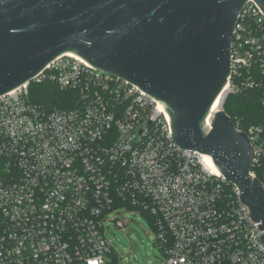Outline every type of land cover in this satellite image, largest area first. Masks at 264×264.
<instances>
[{
  "label": "built area",
  "instance_id": "1",
  "mask_svg": "<svg viewBox=\"0 0 264 264\" xmlns=\"http://www.w3.org/2000/svg\"><path fill=\"white\" fill-rule=\"evenodd\" d=\"M45 80L77 89L81 103L32 104L30 83ZM239 84L264 94V13L252 0L235 26L228 95ZM244 133L264 189L263 131ZM202 158L176 145L163 106L138 87L57 57L0 96V264H105L106 218L125 207L154 218L164 264H264L258 223ZM223 182L236 200L221 197Z\"/></svg>",
  "mask_w": 264,
  "mask_h": 264
},
{
  "label": "water",
  "instance_id": "2",
  "mask_svg": "<svg viewBox=\"0 0 264 264\" xmlns=\"http://www.w3.org/2000/svg\"><path fill=\"white\" fill-rule=\"evenodd\" d=\"M249 0H0V96L71 53L159 102L172 139L209 155L239 191L264 246V189L248 136L221 108L231 46ZM264 13V0H252Z\"/></svg>",
  "mask_w": 264,
  "mask_h": 264
},
{
  "label": "trees",
  "instance_id": "3",
  "mask_svg": "<svg viewBox=\"0 0 264 264\" xmlns=\"http://www.w3.org/2000/svg\"><path fill=\"white\" fill-rule=\"evenodd\" d=\"M238 90L229 94L223 105V111L233 121L235 126L246 132L250 127H260L263 131L262 140L264 141V94L261 86L246 87L239 84ZM29 101L32 104L44 109L46 112L67 111L78 107L82 96L77 89L60 90L49 80L40 83L33 82L29 85ZM257 178H260L257 175ZM222 198L236 200L233 193V186L227 183L222 184ZM144 215L155 229L156 236L158 229L154 223V218L150 217L147 211L136 210ZM155 242L163 254L160 244L155 237ZM108 257V258H107ZM112 249L107 254L105 264H114Z\"/></svg>",
  "mask_w": 264,
  "mask_h": 264
},
{
  "label": "rangeland",
  "instance_id": "4",
  "mask_svg": "<svg viewBox=\"0 0 264 264\" xmlns=\"http://www.w3.org/2000/svg\"><path fill=\"white\" fill-rule=\"evenodd\" d=\"M118 213L106 218L104 228L105 238L113 251V263L164 264L166 259L156 245V232L150 221L128 207Z\"/></svg>",
  "mask_w": 264,
  "mask_h": 264
},
{
  "label": "bare ground",
  "instance_id": "5",
  "mask_svg": "<svg viewBox=\"0 0 264 264\" xmlns=\"http://www.w3.org/2000/svg\"><path fill=\"white\" fill-rule=\"evenodd\" d=\"M67 54L70 56H73V57H77L76 55L71 54V53H67ZM77 58L79 59V57H77ZM226 90L227 89H224L223 93L219 97H217V99L215 100V102L212 106V109H211V114H214L215 112H217L221 108L222 100L224 98ZM160 109H162V108L160 107ZM202 157H203L202 158L203 163H204L205 167L207 168V170L210 171L212 174L220 175L218 169L214 166L211 157L209 155H206V154H202Z\"/></svg>",
  "mask_w": 264,
  "mask_h": 264
}]
</instances>
